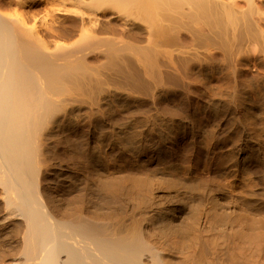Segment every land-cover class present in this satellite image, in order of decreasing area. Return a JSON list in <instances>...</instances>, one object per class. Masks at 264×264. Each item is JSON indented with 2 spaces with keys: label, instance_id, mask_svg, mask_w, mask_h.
I'll return each mask as SVG.
<instances>
[{
  "label": "bare ground",
  "instance_id": "1",
  "mask_svg": "<svg viewBox=\"0 0 264 264\" xmlns=\"http://www.w3.org/2000/svg\"><path fill=\"white\" fill-rule=\"evenodd\" d=\"M0 264H264V0H0Z\"/></svg>",
  "mask_w": 264,
  "mask_h": 264
}]
</instances>
